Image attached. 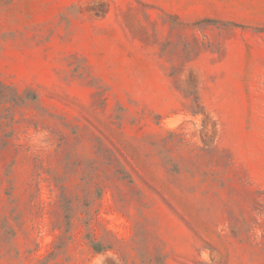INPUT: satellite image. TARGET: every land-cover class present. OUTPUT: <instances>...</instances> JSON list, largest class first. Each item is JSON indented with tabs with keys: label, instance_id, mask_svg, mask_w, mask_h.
Listing matches in <instances>:
<instances>
[{
	"label": "rangeland",
	"instance_id": "374dc122",
	"mask_svg": "<svg viewBox=\"0 0 264 264\" xmlns=\"http://www.w3.org/2000/svg\"><path fill=\"white\" fill-rule=\"evenodd\" d=\"M0 264H264V0H0Z\"/></svg>",
	"mask_w": 264,
	"mask_h": 264
}]
</instances>
